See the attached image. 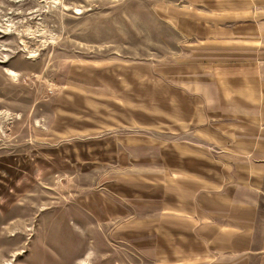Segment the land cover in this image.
<instances>
[{
    "label": "rangeland",
    "instance_id": "374dc122",
    "mask_svg": "<svg viewBox=\"0 0 264 264\" xmlns=\"http://www.w3.org/2000/svg\"><path fill=\"white\" fill-rule=\"evenodd\" d=\"M167 1L0 0V264H147L97 228L144 217L197 115L159 71Z\"/></svg>",
    "mask_w": 264,
    "mask_h": 264
},
{
    "label": "crops",
    "instance_id": "0c3cea01",
    "mask_svg": "<svg viewBox=\"0 0 264 264\" xmlns=\"http://www.w3.org/2000/svg\"><path fill=\"white\" fill-rule=\"evenodd\" d=\"M157 10L185 40L160 61L161 77L197 115L169 140L174 152H160L144 217L133 211L114 230L97 229L124 237L115 248L133 260L138 250L147 264H264V0H176ZM100 212L98 222L112 220Z\"/></svg>",
    "mask_w": 264,
    "mask_h": 264
}]
</instances>
